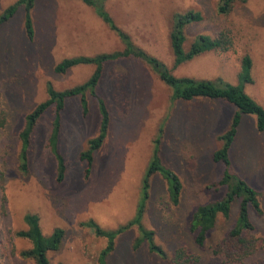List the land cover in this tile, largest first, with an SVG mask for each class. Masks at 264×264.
Returning a JSON list of instances; mask_svg holds the SVG:
<instances>
[{
    "label": "rangeland",
    "instance_id": "rangeland-1",
    "mask_svg": "<svg viewBox=\"0 0 264 264\" xmlns=\"http://www.w3.org/2000/svg\"><path fill=\"white\" fill-rule=\"evenodd\" d=\"M16 0H0V14ZM113 22L175 76L222 78L238 83L241 59H252V83L244 91L264 107V0L236 1L230 11L218 10L221 0H101ZM198 11L200 21L184 28L188 49L198 34H224L225 51L204 52L176 68L170 46L174 15ZM24 7L0 24V264H34L19 253L31 246L17 236L27 225L24 215L36 213L42 233L64 229L51 264H99L106 239L81 223L93 219L104 229H115L133 219L142 199L143 179L155 155L182 182L178 206L168 203V181L160 172L151 176L143 224L170 258L178 247L198 256L188 264H225L213 249L234 225L238 204L227 218L217 216L202 246L194 242L189 222L196 206L221 199L223 164L213 160L221 147L218 136L231 122L235 107L223 99H173L172 89L138 58L107 62L95 89L86 93V110L79 96L68 97L60 115L57 151L65 171L57 181V163L49 145L54 117L50 106L38 119L30 137L28 170L18 171V134L26 115L47 98L46 85L63 90L83 83L92 64H79L65 72L54 70L64 58L119 52L124 43L82 0H35L31 9L34 37L24 26ZM97 98L109 112V127L102 145L93 153L88 174L80 152L99 132ZM231 169L258 192L262 212L250 211L255 236H264V131L256 117L243 114L229 149ZM139 232L130 227L116 237L106 264H170L149 252L147 241L136 244ZM237 264H264V248Z\"/></svg>",
    "mask_w": 264,
    "mask_h": 264
},
{
    "label": "trees",
    "instance_id": "trees-1",
    "mask_svg": "<svg viewBox=\"0 0 264 264\" xmlns=\"http://www.w3.org/2000/svg\"><path fill=\"white\" fill-rule=\"evenodd\" d=\"M34 1L35 0H16L14 3L7 6L0 14V24L11 18L19 7H24L25 33L29 40L33 39L34 29L31 19V9ZM82 1L94 7L97 15L101 17L107 26L114 31L124 43V48L119 52L100 53L95 56L64 58L56 64L54 70L61 73L79 64H92L94 70L83 83L67 89L57 90L51 83L46 85L47 98L38 103L26 115L25 126L18 134V171L21 174L27 172L28 148L30 145L31 133L40 116L52 106L54 117L52 120L49 145L57 163L56 179L57 181H61L64 177L65 165L63 157L57 151V138L60 128V115L64 108L66 98L79 96L82 107L86 110V93L95 95V89L101 77L104 65L109 61L119 58H138L146 63L161 80L171 87V97L173 99H182L185 101L196 98L223 99L235 107V112L228 129L218 136V139L222 141L221 147L213 153V160L221 162L224 168L220 179L213 183L212 186L215 189L219 188V186H224L226 191L221 199L196 206L189 222V229L194 235V242L202 246L208 233L214 227L217 216L221 214L223 217L227 218L232 203L237 202L238 211L234 225L221 240L219 245L213 249V253L222 256L225 264H237L253 254L257 249L264 248V236H255V227L250 218L251 210L255 211L257 214L262 212L258 192L232 171L229 159V149L235 138L237 127L243 114L255 115L256 129L260 132L264 131V107L244 91L245 85L253 82L251 75V57L248 54L242 57L240 70L237 73V84H232L220 77L215 79H204L190 76H175L172 73V68L135 45L130 35L113 22L110 15L104 10L101 0ZM236 1L237 0H221L218 5V10L222 13H226L231 10ZM238 1L245 2L246 0ZM201 19V13L192 10L174 15L173 26L170 31V46L174 56L173 68L192 60L194 57L204 52L225 51L230 46V42L224 34L214 37L208 34H198L189 48L187 50L184 49L183 44L186 41L184 28L186 25L200 21ZM97 101L101 116L99 132L95 137L89 139L87 148L80 152L81 160L85 161L87 164L85 168L86 174L90 171L93 153L102 145L107 136L109 127V112L106 104L101 98H97ZM156 172L162 173L168 181V203L174 207L179 205L182 193V182L173 170L163 166L159 156L155 152L143 179L142 199L133 219L123 225H119L115 229H104L93 219L81 223L83 226L91 228L95 235L106 239V244L98 255L99 264H106L107 257L115 248L116 237L132 226H135L139 232L136 244L146 240L149 252L154 253L161 259L169 260L170 264H188L189 262L197 261L198 256L189 254L184 246L178 247L173 256L169 258L165 249L155 241L154 231L143 224V216L149 199L150 180L151 176ZM24 221L27 228L17 231L16 235L28 239L31 246L21 250L19 255L24 259L32 260L34 264H51L48 258V252L59 249L64 237V229L55 227L49 236H45L41 231L39 217L36 213H26L24 215Z\"/></svg>",
    "mask_w": 264,
    "mask_h": 264
},
{
    "label": "crops",
    "instance_id": "crops-1",
    "mask_svg": "<svg viewBox=\"0 0 264 264\" xmlns=\"http://www.w3.org/2000/svg\"><path fill=\"white\" fill-rule=\"evenodd\" d=\"M9 6V5H8ZM10 19V18H9Z\"/></svg>",
    "mask_w": 264,
    "mask_h": 264
}]
</instances>
